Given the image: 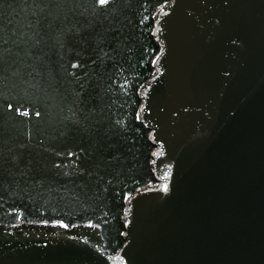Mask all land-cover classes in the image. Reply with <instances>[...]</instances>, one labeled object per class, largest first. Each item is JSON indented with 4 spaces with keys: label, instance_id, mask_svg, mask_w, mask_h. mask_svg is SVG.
I'll use <instances>...</instances> for the list:
<instances>
[{
    "label": "water",
    "instance_id": "95a60500",
    "mask_svg": "<svg viewBox=\"0 0 264 264\" xmlns=\"http://www.w3.org/2000/svg\"><path fill=\"white\" fill-rule=\"evenodd\" d=\"M138 88L154 182L101 227L0 223V264H264V0H165Z\"/></svg>",
    "mask_w": 264,
    "mask_h": 264
},
{
    "label": "trees",
    "instance_id": "16d2710c",
    "mask_svg": "<svg viewBox=\"0 0 264 264\" xmlns=\"http://www.w3.org/2000/svg\"><path fill=\"white\" fill-rule=\"evenodd\" d=\"M165 0H0V223L101 227L122 246L124 196L154 182L138 88Z\"/></svg>",
    "mask_w": 264,
    "mask_h": 264
},
{
    "label": "snow or ice",
    "instance_id": "6c2138e0",
    "mask_svg": "<svg viewBox=\"0 0 264 264\" xmlns=\"http://www.w3.org/2000/svg\"><path fill=\"white\" fill-rule=\"evenodd\" d=\"M100 2H101V3H106V2H107V0H100Z\"/></svg>",
    "mask_w": 264,
    "mask_h": 264
}]
</instances>
